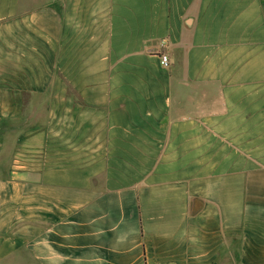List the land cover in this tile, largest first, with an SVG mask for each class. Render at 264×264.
I'll list each match as a JSON object with an SVG mask.
<instances>
[{"label": "crops", "instance_id": "0c3cea01", "mask_svg": "<svg viewBox=\"0 0 264 264\" xmlns=\"http://www.w3.org/2000/svg\"><path fill=\"white\" fill-rule=\"evenodd\" d=\"M0 264H264V0H0Z\"/></svg>", "mask_w": 264, "mask_h": 264}, {"label": "built area", "instance_id": "2783aa9c", "mask_svg": "<svg viewBox=\"0 0 264 264\" xmlns=\"http://www.w3.org/2000/svg\"><path fill=\"white\" fill-rule=\"evenodd\" d=\"M160 62H161L162 65L168 66L169 65V58H168V56L165 55V54H162L160 56Z\"/></svg>", "mask_w": 264, "mask_h": 264}]
</instances>
